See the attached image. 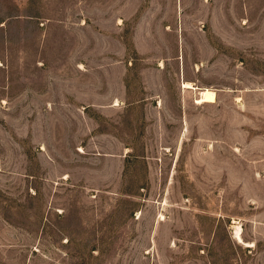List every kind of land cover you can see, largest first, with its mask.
Instances as JSON below:
<instances>
[{
  "label": "rangeland",
  "instance_id": "374dc122",
  "mask_svg": "<svg viewBox=\"0 0 264 264\" xmlns=\"http://www.w3.org/2000/svg\"><path fill=\"white\" fill-rule=\"evenodd\" d=\"M41 1L0 32V264H264V0Z\"/></svg>",
  "mask_w": 264,
  "mask_h": 264
},
{
  "label": "crops",
  "instance_id": "0c3cea01",
  "mask_svg": "<svg viewBox=\"0 0 264 264\" xmlns=\"http://www.w3.org/2000/svg\"><path fill=\"white\" fill-rule=\"evenodd\" d=\"M29 0H0V32H8L11 23L35 26V39L42 40L47 36L48 15L43 7V1L38 3L33 12H27ZM7 37V35H2Z\"/></svg>",
  "mask_w": 264,
  "mask_h": 264
},
{
  "label": "bare ground",
  "instance_id": "6f19581e",
  "mask_svg": "<svg viewBox=\"0 0 264 264\" xmlns=\"http://www.w3.org/2000/svg\"><path fill=\"white\" fill-rule=\"evenodd\" d=\"M183 88H194V85H193V83H191V82H189V81H183ZM197 102L200 103L199 100H197ZM235 234H236V237L240 238V237H239V231H238V230L236 231ZM249 244H250V243H249Z\"/></svg>",
  "mask_w": 264,
  "mask_h": 264
}]
</instances>
